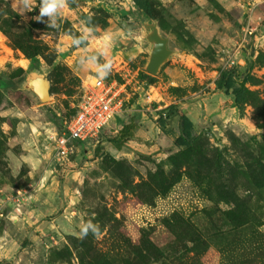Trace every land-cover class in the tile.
Segmentation results:
<instances>
[{
    "label": "rangeland",
    "instance_id": "rangeland-1",
    "mask_svg": "<svg viewBox=\"0 0 264 264\" xmlns=\"http://www.w3.org/2000/svg\"><path fill=\"white\" fill-rule=\"evenodd\" d=\"M150 1L176 51L156 75L144 69L145 13L133 0H70L56 28L36 19L39 0L23 15L0 0V260L264 264V0ZM20 37L48 46L54 63L27 59L12 46ZM103 48L121 62L105 78L123 87L117 128L77 140L60 163L54 136L67 132L88 81L74 64ZM34 66L54 79L46 102L19 89ZM228 68L247 90L243 114L217 87ZM171 106L193 121L190 148L174 143ZM16 189L21 203L8 199ZM88 221L100 239L79 238Z\"/></svg>",
    "mask_w": 264,
    "mask_h": 264
},
{
    "label": "built area",
    "instance_id": "built-area-1",
    "mask_svg": "<svg viewBox=\"0 0 264 264\" xmlns=\"http://www.w3.org/2000/svg\"><path fill=\"white\" fill-rule=\"evenodd\" d=\"M121 62L112 60V69L118 71ZM122 85L116 79L107 81L96 76L83 82L76 112L67 123V132L54 136L55 153L58 162L63 163L73 152L74 142L95 139L104 127L116 117L120 111ZM75 147V146H74ZM24 191L16 189L8 199L13 203H21ZM4 217L0 209V219Z\"/></svg>",
    "mask_w": 264,
    "mask_h": 264
},
{
    "label": "trees",
    "instance_id": "trees-1",
    "mask_svg": "<svg viewBox=\"0 0 264 264\" xmlns=\"http://www.w3.org/2000/svg\"><path fill=\"white\" fill-rule=\"evenodd\" d=\"M136 7L152 17H155L154 7L150 0H133ZM12 46L15 49L20 50L27 59H35L38 56H41L45 59L48 64H53L55 57L50 56V49L46 45H41L33 42L31 39L26 37L13 38ZM63 68L61 65L57 64L54 68V71ZM23 71V69H21ZM143 78L149 80L150 82L154 81L152 75L148 73L143 74ZM51 82H54V79L51 77ZM218 89L224 90L227 94L231 93L234 95L235 104L239 108L241 114L245 110V100L247 90L243 85L238 83V79L235 75L234 69L228 68L220 72L219 78L216 81ZM51 91H54V86L51 85ZM170 113H177L180 119V133L175 137L174 143L177 147L190 148L194 140L193 135V121L190 117L182 110H179L175 107H170ZM159 126L165 129L166 126V117L163 113L158 117ZM0 264H12L6 259L0 260Z\"/></svg>",
    "mask_w": 264,
    "mask_h": 264
},
{
    "label": "water",
    "instance_id": "water-1",
    "mask_svg": "<svg viewBox=\"0 0 264 264\" xmlns=\"http://www.w3.org/2000/svg\"><path fill=\"white\" fill-rule=\"evenodd\" d=\"M145 28L144 40L148 46V58L144 69L151 74H158L176 53L170 47L169 38L165 36L158 20L145 14L140 18ZM19 89L32 93L40 102L51 99V80L47 72L40 67H32L20 79Z\"/></svg>",
    "mask_w": 264,
    "mask_h": 264
},
{
    "label": "clouds",
    "instance_id": "clouds-1",
    "mask_svg": "<svg viewBox=\"0 0 264 264\" xmlns=\"http://www.w3.org/2000/svg\"><path fill=\"white\" fill-rule=\"evenodd\" d=\"M74 2V0H72ZM35 0H13L14 10H18L21 15L34 10ZM70 0H39V15L36 19L43 22L45 16L49 17L48 27H58V20L64 16L65 9L69 6ZM92 34V33H91ZM89 33H83L81 36L74 37L73 45L78 47L84 43L83 37H87ZM103 61V62H101ZM81 67L84 69L94 68L97 77L101 80L106 78L112 70V60L109 58L107 48L99 49L95 53H90L82 62ZM89 232L96 239L102 237V233L98 224L92 221L83 223L80 227L79 238L83 239Z\"/></svg>",
    "mask_w": 264,
    "mask_h": 264
},
{
    "label": "crops",
    "instance_id": "crops-1",
    "mask_svg": "<svg viewBox=\"0 0 264 264\" xmlns=\"http://www.w3.org/2000/svg\"><path fill=\"white\" fill-rule=\"evenodd\" d=\"M82 61L80 60V61L76 62L74 64V69L80 78H82L83 80H90L91 77L96 76V75H93V73H95V70H94V68H89L87 70L82 68L81 64H80V62H82ZM118 119H119V113L116 115V117L114 119L111 120V123L113 121V124H114L113 127H111V128H115V127L117 128L116 120H118ZM156 123H157L158 127H160L159 123H158V119L156 120ZM119 128H121V134L124 136H127V133L125 134V132L127 130V126L125 125V126L119 127ZM165 128H166V126H165ZM160 129H162L164 132H166L163 128L160 127Z\"/></svg>",
    "mask_w": 264,
    "mask_h": 264
}]
</instances>
